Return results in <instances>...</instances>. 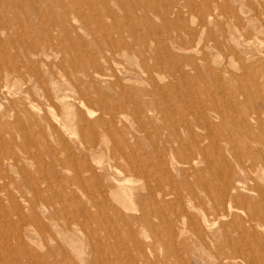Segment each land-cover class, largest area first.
Wrapping results in <instances>:
<instances>
[{"label": "rangeland", "instance_id": "rangeland-1", "mask_svg": "<svg viewBox=\"0 0 264 264\" xmlns=\"http://www.w3.org/2000/svg\"><path fill=\"white\" fill-rule=\"evenodd\" d=\"M0 168V264H219L195 219L250 229L240 255L264 264V0H0ZM228 179L238 212L217 222L199 186ZM150 193L163 212L138 230Z\"/></svg>", "mask_w": 264, "mask_h": 264}, {"label": "bare ground", "instance_id": "bare-ground-1", "mask_svg": "<svg viewBox=\"0 0 264 264\" xmlns=\"http://www.w3.org/2000/svg\"><path fill=\"white\" fill-rule=\"evenodd\" d=\"M100 76H102V75H100ZM48 99V101H49V98H47ZM47 99H45L46 101H47ZM84 106V105H83ZM84 108V107H83ZM81 109V108H80ZM87 109V108H86ZM88 115H91L92 113L91 112H89V111H85ZM84 115H85V113H84ZM88 115H86V116H88ZM82 119V118H81ZM84 121H85V119H83ZM120 120H122V118H120ZM88 121V120H87ZM112 121V120H111ZM82 123H85V122H82ZM86 125H88L87 123H86ZM61 128V127H60ZM63 128V127H62ZM61 128V129H62ZM103 138V137H102ZM93 161V160H92ZM15 162V161H14ZM13 162V164H15ZM60 163V162H59ZM190 163V162H189ZM9 164H11V163H9ZM41 165V164H40ZM13 166V165H12ZM15 166V165H14ZM58 166V165H57ZM57 166H56V168H57ZM38 167V166H37ZM36 167V168H37ZM49 167H53V166H49ZM68 167V166H67ZM70 167V166H69ZM9 168V167H8ZM40 168V167H39ZM56 168L54 169L55 171H57L56 170ZM66 168V167H65ZM238 169L237 170H239V174L240 175H244V169L242 168V166L240 165V166H238L237 167ZM1 169V168H0ZM14 169V168H13ZM22 169V168H21ZM20 169V170H21ZM49 169H51V168H49ZM88 169V168H87ZM11 170H12V168H11ZM23 170V169H22ZM59 170V169H58ZM61 170V169H60ZM1 171V170H0ZM8 171H10V170H8ZM63 171V170H62ZM90 171V170H89ZM88 171V172H89ZM17 172H19V171H17ZM54 172V171H53ZM83 172H85V171H83ZM147 172H148V170H144V172H143V174H147ZM25 173V172H24ZM28 173V172H27ZM56 173H60V172H56ZM232 173L233 174H235V171L234 170H232ZM54 174V173H53ZM90 174V173H89ZM132 174H135V173H133L132 172ZM238 174V173H237ZM3 175V174H2ZM20 175V174H19ZM62 175V174H61ZM92 174H90V176H91ZM22 176H23V173H22ZM26 176V175H25ZM135 176V175H134ZM147 176H149V175H147ZM20 177V176H19ZM24 177V176H23ZM56 177V176H55ZM54 177V178H55ZM58 177V176H57ZM56 177V178H57ZM114 177V176H113ZM91 178V177H90ZM21 179V178H20ZM53 179V178H52ZM59 179V178H58ZM57 179V180H58ZM125 179V178H124ZM1 180V179H0ZM64 180V179H63ZM75 180V179H74ZM79 180V179H78ZM134 180H136V179H134ZM237 180V179H236ZM3 181V180H2ZM81 181V180H80ZM84 181V180H83ZM111 181H113V180H111ZM239 181V180H238ZM237 181V182H238ZM86 182V181H85ZM87 182H88V180H87ZM126 182H127V180H126ZM130 182V181H129ZM128 182V183H129ZM73 183V182H72ZM75 183V182H74ZM74 183H73V185H74ZM80 184V183H79ZM87 184V183H86ZM116 186V189H117V187L118 188H120L121 189V186L120 185H118L117 184V182L116 183H114ZM24 185V184H23ZM81 185V184H80ZM112 185V184H111ZM19 186V185H18ZM79 186V185H78ZM83 186V185H82ZM172 187V185H167V187ZM25 187V186H24ZM28 187V186H27ZM84 187H85V185H84ZM157 187H159L158 185H157ZM237 187H239L237 184L236 185H232L231 184V182H229V179L226 181V183L222 186V191H220V193H219V196H217V197H215V198H212V197H210L209 195H211L210 193H211V187H210V185H208V184H206V185H200L199 186V188H200V192L203 194V195H205V196H207L208 198H209V200H211L212 201V206H213V210L215 209V211H218V212H220V214L218 215V218H216V220H217V222L219 221V220H222L224 217H226L227 215H230V214H232L233 212H234V210H237V208L236 209H234V206L232 207L231 206V202H233V203H235L236 202V200H237V196L236 195H238V194H236V192H237ZM18 188V187H17ZM82 188V187H81ZM149 188V187H148ZM153 188V187H152ZM243 188V187H242ZM258 188V187H257ZM1 189H4V188H1ZM113 189V188H112ZM115 189V188H114ZM145 189V188H144ZM156 189V188H155ZM176 189H179V190H181L184 194V197H185V195H187L190 199L191 198H194L196 195L195 194H193V190L190 188V187H188V186H186V188L184 187V188H179L178 186H176ZM260 189H261V187H260ZM263 189V188H262ZM7 190V189H6ZM21 190V189H20ZM19 190V191H20ZM83 190V189H82ZM148 191H149V189H147ZM160 190V189H159ZM164 190V189H163ZM163 190L162 191H160V192H163ZM241 190V189H240ZM258 190V189H257ZM1 191H4V190H1ZM1 191H0V193H1ZM8 191V190H7ZM15 191H16V189H15ZM18 191V190H17ZM6 192V191H5ZM22 192V191H21ZM159 192V193H160ZM167 192V191H166ZM176 192V191H175ZM174 192V193H175ZM178 192V191H177ZM181 192V193H182ZM34 193V192H33ZM171 193V192H170ZM180 193V192H179ZM179 193H177V194H179ZM2 194V193H1ZM4 194V193H3ZM12 194V193H11ZM32 194V193H31ZM88 194V193H87ZM148 194V193H147ZM147 194H145V195H143V196H146ZM163 194V196L165 195L164 193H162ZM13 195V194H12ZM12 195H10L11 196V198H12ZM15 195V194H14ZM33 195V194H32ZM157 195V194H156ZM180 195V194H179ZM257 195V194H256ZM261 195V194H260ZM263 195V194H262ZM5 196V195H4ZM23 196V195H22ZM34 196V195H33ZM142 196V197H143ZM148 196H150V199L149 200H151L149 203H147V201H146V203H144V201L142 202V200L141 199H139V197L137 196V198H136V200L134 201V204L133 205H136V212H139V216L137 215L136 217L133 215V218H132V223H133V226H134V228L136 227L138 230L141 228L142 230H144V227H148V228H150V225H151V220H152V217H153V215L156 213L157 215H158V213H159V215L161 214V212H163L162 211V204L160 203V204H156L155 203V201H153V196L151 195V193H150V195H148ZM174 196H176V195H174ZM181 196V195H180ZM7 197V196H6ZM147 197V196H146ZM158 197V196H157ZM166 197V196H165ZM170 197V196H169ZM171 197H172V195H171ZM261 197V196H260ZM8 198V200H9V197H7ZM6 198V199H7ZM149 198V197H148ZM181 198V197H180ZM187 198V197H186ZM197 198V197H196ZM13 199V198H12ZM16 199V198H15ZM14 199V200H15ZM26 199V198H25ZM24 199V200H25ZM33 199H34V197H33ZM59 199V198H58ZM175 199V198H174ZM11 200V199H10ZM21 200V199H20ZM160 200V199H159ZM169 200V199H168ZM175 200H177V197H176V199ZM194 200V199H193ZM201 200V199H200ZM246 200V199H245ZM3 201V200H2ZM12 201V200H11ZM11 201H8V204H9V202H11ZM23 200H21V203L23 204V202H22ZM62 201V200H61ZM158 201V200H157ZM192 201V200H191ZM197 201V200H196ZM196 201H193V202H195L196 203ZM1 202V201H0ZM6 202H7V200H6ZM29 202H30V200H29ZM183 202V201H182ZM189 202V201H188ZM2 203V202H1ZM5 203V202H4ZM16 203V202H15ZM25 203V202H24ZM60 203V202H59ZM178 203V202H177ZM202 203V202H201ZM6 204V203H5ZM7 204V205H8ZM30 204V203H29ZM34 204V203H33ZM36 204H40V203H36ZM172 204V203H171ZM170 204V205H171ZM194 204V203H193ZM6 205V206H7ZM27 205V204H26ZM47 205H48V203H47ZM50 205V204H49ZM77 205V204H76ZM96 205V204H95ZM131 205V204H130ZM169 205V204H168ZM184 205V204H183ZM243 205H244V203H243ZM5 206V205H4ZM9 206V205H8ZM11 206V205H10ZM13 206V205H12ZM11 206V207H12ZM18 206V205H17ZM25 206V205H24ZM30 206H32V205H30ZM46 206V205H45ZM44 206V207H45ZM190 206V205H189ZM196 206V205H195ZM209 206H211V204L209 205ZM252 206V205H251ZM10 207V208H11ZM15 206H13L12 207V210H13V208H14ZM131 207H133V206H131ZM193 207V206H192ZM9 208V209H10ZM20 208V207H19ZM23 208V207H22ZM21 208V209H22ZM25 208H27L28 209V207H25ZM29 208H31V207H29ZM37 208H38V206H37ZM95 208V207H94ZM134 208V207H133ZM178 208V207H177ZM196 208V207H195ZM253 208V207H252ZM7 209H8V207H7ZM16 209H18V207H16L15 208V210ZM78 209V208H77ZM113 209V208H112ZM114 209H115V207H114ZM117 209V208H116ZM135 209V208H134ZM179 209V208H178ZM177 209V210H178ZM198 209H199V207H198ZM203 209V208H202ZM1 210V209H0ZM24 210V209H23ZM26 210V209H25ZM31 210V209H30ZM32 210H33V208H32ZM35 210V209H34ZM44 210H45V208H44ZM78 210H80V209H78ZM82 210V209H81ZM111 210V209H110ZM133 210V209H132ZM190 210V209H189ZM209 210H211V208L209 209ZM213 210H211V211H213ZM2 211V210H1ZM8 211V210H7ZM28 211V213H30V211L29 210H27ZM120 211V210H119ZM200 211V210H199ZM10 212V211H9ZM16 212V211H15ZM18 212H20V210L18 211ZM22 212V211H21ZM31 212H33V211H31ZM86 212V211H85ZM89 212V211H88ZM96 212V211H95ZM110 212V211H109ZM125 212H128V211H125ZM134 212V210L132 211V213ZM237 212H238V210H237ZM258 212V211H257ZM33 213H35V212H33ZM78 213H81L80 211H78ZM121 213V212H120ZM123 213V212H122ZM135 213V212H134ZM133 213V214H134ZM215 213V212H214ZM242 213V212H241ZM12 214V213H11ZM15 214V213H14ZM13 214V215H14ZM21 214V213H20ZM32 214V213H31ZM90 214V213H89ZM123 214H125V213H123ZM123 214H122V217H123ZM136 214V213H135ZM138 214V213H137ZM216 214V213H215ZM256 214V213H255ZM19 214H17L16 216H18ZM23 215H24V211H23ZM29 215V214H28ZM27 215V218L28 217H30L31 218V216H28ZM54 214H52L51 216H53ZM87 215V214H86ZM86 215H84V216H86ZM111 215V214H110ZM112 215H115V214H112ZM111 215V216H112ZM156 215V216H157ZM176 215V214H175ZM190 215H192V214H190ZM237 215V214H236ZM246 215V214H245ZM245 215H243V216H245ZM257 215V214H256ZM32 216H34L33 214H32ZM49 216V215H48ZM89 216V215H88ZM110 216V217H111ZM127 216V215H126ZM130 216H132V215H130ZM155 216V215H154ZM193 216V215H192ZM209 216H211V215H209ZM213 216V215H212ZM212 216H211V218H212ZM239 216V215H238ZM238 216L236 217V218H238ZM264 216V215H263ZM1 217V216H0ZM3 217H4V214H3ZM79 217V216H78ZM80 217H81V215H80ZM92 217V216H91ZM158 217V216H157ZM156 217V218H157ZM215 217V216H214ZM223 217V218H222ZM230 217V216H229ZM229 217H228V219H229ZM232 217V216H231ZM234 217V216H233ZM25 218H26V216H25ZM46 218H48V217H46ZM108 218H109V214H108ZM114 218V217H113ZM118 218V217H117ZM124 218V217H123ZM163 218V217H162ZM161 218V219H162ZM181 218V217H180ZM184 218H186V221L184 222V223H186V222H189V221H187V215H186V217H184ZM183 218V219H184ZM207 218V217H206ZM236 218H234V220L236 219ZM241 218V217H240ZM246 218V217H245ZM244 218V219H245ZM263 218V217H262ZM261 218V219H262ZM2 219V218H1ZM0 219V220H1ZM17 219H18V217H17ZM33 219V218H32ZM81 219V218H80ZM106 219V218H105ZM115 219V218H114ZM199 219V218H198ZM227 219V220H228ZM264 219V218H263ZM6 220V219H5ZM7 220H8V218H7ZM34 220H36V221H38L37 220V217H36V219H34ZM92 220V219H91ZM104 220V219H103ZM108 220V219H107ZM116 220V219H115ZM118 220V219H117ZM116 220V221H117ZM125 220V219H124ZM129 219H127V221H128ZM159 219L157 218V221H158ZM206 220V219H205ZM22 221V220H21ZM110 220H108L107 222H109ZM111 221H113V219L111 220ZM123 223H124V221L123 220H121ZM120 221V222H121ZM195 221H197V219H195V220H193V223L192 224H190V231L188 232V233H190V235L191 234H194V235H196L197 237H199V239L201 238L203 241H205V240H210L211 241V243H212V247H210V248H215V250H216V253L214 252V256L216 257V259H217V261L219 262V264H234L235 262H243V263H247L246 261H244L243 260V258H242V255H240L241 253H243L244 252V250L246 249L245 247H246V242H247V237L249 238V235L250 234H248L247 232L250 230V229H248L249 227H251V229H254V226L255 227H257V228H259V227H261L260 226V224H258V217L257 216H255L254 214L251 216V217H247L246 218V224H248L249 225V227L247 228L248 229V231H246L245 230V228H242V226L241 227H239L238 229H239V237H238V241H231V242H229L228 240H227V236L225 235V234H223V236L222 237H220V238H217L216 240H214L213 238H211V237H209V235H208V233H209V231H210V229H211V223L209 224V222L208 223H206L203 219L201 220L202 222H200V220H199V222L203 225L202 227H200V226H198V223H194ZM236 221H237V219H236ZM0 222H2V220L0 221ZM29 222V221H28ZM114 222V221H113ZM112 222V223H113ZM126 222V221H125ZM129 222V221H128ZM262 222H264L263 220H262ZM11 223V222H10ZM21 223V222H20ZM34 223V222H33ZM81 223V222H80ZM80 223H79V228L81 227V226H84V225H80ZM85 223V222H84ZM130 223V222H129ZM190 223V222H189ZM220 223V222H219ZM260 223V222H259ZM13 224H15V223H13ZM12 224V225H13ZM32 224V223H31ZM36 224V223H35ZM93 224V223H92ZM97 224H98V222H97ZM104 224V223H103ZM156 224V223H155ZM183 224V223H182ZM213 224V223H212ZM221 224V223H220ZM223 224V223H222ZM230 224V223H229ZM9 225V224H8ZM17 225V224H16ZM40 225V224H39ZM86 225V224H85ZM95 225V224H94ZM108 225V224H107ZM118 225V224H117ZM142 225H144V227L142 228ZM184 225V224H183ZM224 225V224H223ZM231 225V224H230ZM263 225H264V223H263ZM262 225V226H263ZM21 226H23V225H21ZM38 226V225H37ZM96 226V225H95ZM99 226V225H98ZM111 226H112V224H111ZM119 226H120V223H119ZM123 226H126V225H123ZM133 226H132V228H133ZM212 226H214V224L212 225ZM217 226H218V224H217ZM15 227V226H14ZM86 227V226H85ZM110 227V226H109ZM128 227V226H127ZM165 227V226H164ZM182 227H184V226H182L181 225V228ZM227 227V226H226ZM230 227V226H229ZM264 227V226H263ZM17 228V227H16ZM92 228V227H91ZM114 228V230H115V227H113ZM125 228V227H124ZM187 228V227H186ZM219 229H220V227H218ZM223 228V227H222ZM228 228V227H227ZM227 228H224V229H227ZM86 229V228H85ZM103 229V228H102ZM109 229V228H108ZM131 229V228H130ZM218 229V230H219ZM223 229V230H224ZM110 230V229H109ZM113 230V231H114ZM117 230V229H116ZM123 230V229H122ZM151 230H153L152 228H151ZM222 230V229H221ZM220 230V231H221ZM257 230V229H256ZM262 230V229H261ZM0 231H2V230H0ZM18 231V230H17ZM39 231V230H38ZM87 231V230H86ZM112 231V230H111ZM119 231H121V229L119 230ZM119 231H118V233H119ZM124 231V230H123ZM174 231V230H173ZM177 231V230H176ZM251 231V230H250ZM249 231V232H250ZM9 232V231H8ZM114 232H116V231H114ZM145 232H147V231H145ZM154 232V231H153ZM180 232V231H179ZM229 232V231H228ZM230 232H231V230H230ZM255 232V231H254ZM263 232V231H262ZM4 233V232H3ZM3 233H0V243L2 244V245H4V242H5V237L6 236H4V234ZM84 233H85V231H84ZM121 233V232H120ZM120 233H119V235H120ZM124 233V232H123ZM134 233H136V232H134ZM140 233V232H139ZM143 233V232H142ZM159 233V232H158ZM186 233V232H185ZM227 233V232H226ZM251 233V232H250ZM264 233V232H263ZM17 234V233H16ZM19 234V233H18ZM17 234V235H18ZM88 234V237L90 236L89 235V232L87 233ZM86 234V235H87ZM114 234H116V233H114ZM138 234V233H137ZM144 234V233H143ZM177 234V233H176ZM252 234V233H251ZM8 235H10L11 236V234H10V232H9V234ZM16 235V237H15V239L16 240H18L19 239V237ZM122 235V234H121ZM127 235H129V232H128V234ZM139 235V234H138ZM138 235H136V236H138ZM158 235V234H157ZM178 235V234H177ZM248 235V236H247ZM253 235V234H252ZM261 235V234H260ZM9 236V237H10ZM102 236V235H101ZM143 236V235H142ZM145 236V235H144ZM144 236H143V238H144ZM181 236V235H180ZM218 236V235H217ZM232 236V235H231ZM234 236V235H233ZM232 236V237H233ZM21 237V236H20ZM95 237V236H94ZM115 237V236H114ZM135 237V236H134ZM178 237V236H177ZM183 237V236H182ZM186 237V236H185ZM189 237H192V236H189ZM232 237H231V239H232ZM258 237L259 236H254V237H251L250 239L251 240H253V241H257L258 240ZM23 238V237H22ZM119 238H120V236H119ZM127 238V237H126ZM145 238H146V240L148 239L146 236H145ZM145 238L143 239V240H145ZM4 239V240H3ZM9 239V238H8ZM31 239V238H30ZM90 239V238H89ZM184 239V238H183ZM190 239V238H189ZM189 239H187V240H189ZM20 240H21V238H20ZM25 240V239H24ZM95 240V239H94ZM94 240H91V242L93 241L94 242ZM100 240V239H99ZM191 240V239H190ZM196 240V239H195ZM228 241L227 242V244H225L224 246L222 245L223 244V242H225V241ZM6 241H7V237H6ZM8 241H10V240H8ZM30 241H32V240H30ZM118 241V240H117ZM131 241V240H130ZM134 241H135V239H134ZM149 241V240H148ZM147 241V242H148ZM181 241V240H180ZM198 241V240H197ZM201 241V240H200ZM203 241H201L202 243H203ZM12 242V241H11ZM106 242V241H105ZM152 242V241H151ZM189 242H191V241H189ZM208 242V241H207ZM7 243V242H6ZM19 243V242H18ZM17 243V244H18ZM90 243V242H89ZM102 243H104V241L102 242ZM107 244H108V242H106ZM112 243V241L109 243V245ZM117 243H119V242H117ZM137 243V242H136ZM168 243V242H167ZM175 243V242H174ZM177 243V242H176ZM260 243V242H259ZM11 244H13V243H11ZM96 244H98V243H96ZM132 244V243H131ZM134 244V243H133ZM147 244V243H146ZM152 244V243H151ZM191 244V243H190ZM209 244V243H208ZM263 244H264V242H263ZM23 245V243L21 244V246ZM28 245V244H27ZM93 245H95V243L93 244ZM201 245V244H200ZM5 246V245H4ZM12 246V245H11ZM10 246V247H11ZM18 246L19 247H21L20 246V244H18ZM104 246H106V244L104 245ZM113 246V245H112ZM132 246V245H131ZM144 246H145V244H144ZM148 246V245H147ZM146 246V247H147ZM159 246V245H158ZM157 246V244H156V247H158ZM172 246V245H171ZM1 247V246H0ZM24 247V246H23ZM93 247H97V246H93ZM103 247V246H102ZM120 247V246H119ZM133 247V246H132ZM134 247H137V246H134ZM145 247V248H146ZM155 247V246H154ZM160 247V246H159ZM158 247V248H159ZM163 247H165V246H163ZM162 247V248H163ZM170 247V246H169ZM3 248V247H2ZM5 248V247H4ZM11 248H13V247H11ZM28 248H29V246H28ZM113 248H115V247H113ZM140 248V247H139ZM138 248V249H139ZM144 247H141V249H143ZM150 248V247H149ZM162 248H161V251H162ZM192 248V247H191ZM191 248H189V249H191ZM203 248V247H202ZM262 248V247H261ZM7 249V248H6ZM22 249V248H21ZM31 249V248H30ZM101 249V248H100ZM112 249V248H111ZM116 249V248H115ZM126 249H127V246H126ZM134 249V248H133ZM146 249H148V248H146ZM154 249V248H153ZM205 249V248H204ZM10 249L8 248V251H9ZM93 250V249H92ZM96 250V249H95ZM110 250V249H109ZM109 250H107V251H109ZM117 250V249H116ZM119 250V249H118ZM169 250V249H168ZM175 250V249H174ZM206 250V249H205ZM209 250V249H208ZM214 249H212V251H213ZM2 251V250H1ZM7 251V250H6ZM5 251V252H6ZM14 251V250H13ZM22 251V250H21ZM20 251V252H21ZM97 251V250H96ZM95 251V252H96ZM101 251H102V249H101ZM125 251V250H124ZM123 251V252H124ZM160 251V250H159ZM246 251H247V249H246ZM22 252H24V251H22ZM32 252H33V250H32ZM35 252V251H34ZM111 252V251H110ZM146 253H147V251H145ZM149 252V251H148ZM203 252V251H202ZM211 252V251H210ZM209 252V253H210ZM18 253V252H17ZM25 253V252H24ZM99 253V252H98ZM97 253V254H98ZM104 253H106V250H105V252ZM104 253H102V254H104ZM109 253V252H108ZM135 253H136V251H135ZM139 253V252H138ZM142 253V252H141ZM141 253H139V254H141ZM160 253V252H159ZM204 253V252H203ZM202 253V254H203ZM10 254V253H9ZM97 254H93V255H97ZM124 254V253H123ZM126 254H128L127 252H126ZM148 254V253H147ZM157 254H158V252H157ZM161 254V253H160ZM176 254V253H175ZM200 254V253H199ZM205 254V253H204ZM13 255V254H12ZM30 255V254H29ZM39 255V254H38ZM98 255H100V254H98ZM118 255V254H117ZM132 255V254H131ZM134 255V254H133ZM136 255V254H135ZM141 255H143V253L141 254ZM151 255H153V254H151ZM163 255V254H162ZM211 255V254H210ZM9 256V255H8ZM8 256H6L7 258H8ZM19 256H21V254H19ZM40 256V255H39ZM107 256V255H106ZM110 256V255H109ZM121 255H119V256H116V258L117 257H120ZM126 256H128V255H126ZM138 256V255H137ZM155 256H156V254H155ZM161 256V255H160ZM173 256V255H172ZM206 256V255H205ZM5 257V256H4ZM29 257V256H28ZM34 257V256H33ZM40 257H42V256H40ZM39 257V258H40ZM103 257V256H102ZM123 257V256H122ZM139 257V256H138ZM137 257V258H138ZM149 257V256H148ZM214 257V258H215ZM0 258H1V254H0ZM18 258V257H17ZM32 258V257H31ZM38 258V256L36 257H34L33 259L34 260H36ZM94 258V257H93ZM92 258V259H93ZM105 258V257H104ZM110 258H112V257H110ZM110 258H108L109 260H110ZM136 258V257H135ZM143 258V257H142ZM149 258H152V257H149ZM161 258H163V257H161ZM171 258H173V257H171ZM170 258V259H171ZM206 258V257H205ZM12 259V258H11ZM16 259V258H15ZM14 259V260H15ZM43 259V258H42ZM95 259H97L98 260V258H96L95 257ZM120 259H122V258H120ZM119 259V260H120ZM131 259V258H130ZM130 259L129 260H127L128 262L130 261ZM146 259H148V258H146ZM158 259H160L159 257H158ZM164 259V258H163ZM216 259H215V261H216ZM5 260H6V258H5ZM14 260H12V261H14ZM41 260V258L39 259V261ZM44 260V259H43ZM42 260V261H43ZM94 260V259H93ZM124 260V259H123ZM134 260V259H133ZM138 260H139V258H138ZM151 261V259H148V262H150ZM172 260V259H171ZM246 260H248V259H246ZM19 261V260H18ZM17 261V262H18ZM31 262H35V261H32V260H30ZM38 261V260H37ZM95 261V260H94ZM117 261V260H116ZM141 261V260H140ZM139 261V262H140ZM155 261V260H154ZM154 261H152V262H154ZM250 262H251V259L249 260ZM7 262H8V260H7ZM11 262V261H10ZM21 263L20 264H23L22 263V261H20ZM107 262V261H106ZM114 262V261H113ZM134 263L136 262V261H133ZM146 262V261H145ZM160 262H162V261H160ZM250 262H249V264H250ZM255 260L253 261V262H251V263H254L255 264ZM258 262V261H257ZM5 263V262H4ZM14 263H16V262H14ZM35 263H37V262H35ZM42 264H43V262H41ZM45 263V262H44ZM94 263H96V262H94ZM99 263V262H98ZM102 263H104V262H102ZM111 263V262H110ZM208 263H210V262H208ZM7 264V263H6ZM37 264H39V262L37 263ZM87 264H90V260H89V262H87ZM107 264V263H106ZM114 264H115V262H114ZM127 264V263H126ZM143 264H145V263H143ZM156 264H158V262L156 263ZM191 264V263H190ZM242 264V263H241Z\"/></svg>", "mask_w": 264, "mask_h": 264}]
</instances>
